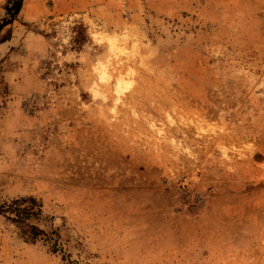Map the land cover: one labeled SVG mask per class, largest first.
Listing matches in <instances>:
<instances>
[{
    "label": "rangeland",
    "instance_id": "1",
    "mask_svg": "<svg viewBox=\"0 0 264 264\" xmlns=\"http://www.w3.org/2000/svg\"><path fill=\"white\" fill-rule=\"evenodd\" d=\"M22 197L43 233L0 212V264H264V0H22L0 31V205Z\"/></svg>",
    "mask_w": 264,
    "mask_h": 264
},
{
    "label": "trees",
    "instance_id": "2",
    "mask_svg": "<svg viewBox=\"0 0 264 264\" xmlns=\"http://www.w3.org/2000/svg\"><path fill=\"white\" fill-rule=\"evenodd\" d=\"M10 4L12 5H8L6 7L9 18L3 19V22L0 24V31L4 26L9 24L20 11L22 0H12ZM41 207L42 205L36 198L22 197L0 205V212L13 214L14 217H12L11 219L14 222L18 223L19 227L22 228V234L24 235L26 240L30 242H36L39 235L42 234L43 231L35 225H30L27 219L31 216L39 215L42 212ZM55 246L56 243L53 244L54 250L56 249Z\"/></svg>",
    "mask_w": 264,
    "mask_h": 264
},
{
    "label": "bare ground",
    "instance_id": "3",
    "mask_svg": "<svg viewBox=\"0 0 264 264\" xmlns=\"http://www.w3.org/2000/svg\"><path fill=\"white\" fill-rule=\"evenodd\" d=\"M103 40H104V38H103ZM106 41H108V47H109V51L111 52V54L115 55L116 57H119L118 53H120V52H118V49L116 47V37L115 36H108V37L106 36ZM121 51H122V49H121ZM117 62L121 64V61L118 60ZM98 64L103 65L100 68H97L98 69V77H99L100 81H102V82L109 81L111 75H110V73L107 72L108 65H106V62L103 63L101 61H99ZM114 69H116V67ZM130 73H132L131 70L130 71L127 70L125 73L122 72L121 69L118 70L116 81L114 83V88H113L114 96H115L114 109L118 106V104L120 102H122V99L125 96V94L132 89L133 80L130 77V75H131ZM157 131L159 133H161V132H163V129L158 128Z\"/></svg>",
    "mask_w": 264,
    "mask_h": 264
}]
</instances>
